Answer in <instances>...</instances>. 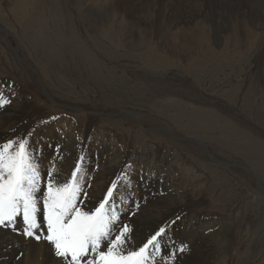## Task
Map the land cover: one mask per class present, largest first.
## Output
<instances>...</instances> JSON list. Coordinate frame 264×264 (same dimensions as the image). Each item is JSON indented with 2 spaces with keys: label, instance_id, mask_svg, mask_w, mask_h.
<instances>
[{
  "label": "rangeland",
  "instance_id": "374dc122",
  "mask_svg": "<svg viewBox=\"0 0 264 264\" xmlns=\"http://www.w3.org/2000/svg\"><path fill=\"white\" fill-rule=\"evenodd\" d=\"M15 1L0 0V114L14 111L1 114L0 133L11 126L16 144L9 152L24 143L31 162L40 161L36 196L46 198L44 183L53 185L52 175L65 167L51 157L70 129L75 144L68 157L76 159L68 184L80 189L76 206L111 146L119 168L101 204L115 212L116 226H125L124 206L131 213L141 198L187 189L194 203L183 213L210 225L228 219L226 262L224 256L219 264H264V0H253L252 12L240 0H189L195 8L182 0H25L27 11L19 14ZM171 105L202 119L207 110L215 131L180 130L167 116ZM66 119L69 127L61 128ZM167 166L175 167V181L159 193ZM42 211L40 199L39 223ZM183 216L143 244L144 264H155L150 254L173 263L168 248ZM44 225L37 230L48 243Z\"/></svg>",
  "mask_w": 264,
  "mask_h": 264
},
{
  "label": "bare ground",
  "instance_id": "6f19581e",
  "mask_svg": "<svg viewBox=\"0 0 264 264\" xmlns=\"http://www.w3.org/2000/svg\"><path fill=\"white\" fill-rule=\"evenodd\" d=\"M242 1L245 3L243 6L247 7L248 8L247 10H250L252 12L253 7H251V5L253 3V0H240L239 3H241ZM184 2L185 0L181 1V6L182 7L185 6L186 8L189 6L195 8L198 5V3L195 4L189 2V0H186L185 5L183 4ZM26 8H27V3L25 0H16L12 11L15 14H19L20 13L19 11L22 12L27 11ZM45 36L42 35L43 40H49V38H46ZM47 36L49 37V35ZM43 43L47 45L46 42ZM90 76L92 80H95L97 83L99 82L98 80L95 79L97 78L96 74L91 75L90 73ZM96 88H99V85H97ZM170 107L172 113L171 114L168 113L167 116L171 120L175 118L174 123L180 130H186L190 128L199 130V127H201V129L205 133L207 132L206 134H208V132L215 131V122L213 121L214 120L213 115L212 114L207 115V113H209L207 110H203L202 113L204 114V117L202 119V118H197L198 111H195L194 109L188 110L185 108H179V106H172V105ZM165 110L169 111L168 109ZM13 113L14 111L9 109L8 107L7 108L5 107L3 108L1 114L12 115ZM4 121L5 120L3 119V115H1L0 124H2ZM69 123L71 122L68 119H66V121L62 122L61 128L67 129L69 127ZM10 124H13V122H11ZM219 127H224V126L221 123ZM11 128L12 127L9 126V130H8L9 133H5V132L0 133V147L3 148L6 144H11V145L14 143L16 144V140L11 139L13 134ZM191 136H193L192 139L199 142L197 140L198 135H191ZM207 137L208 140L209 138L214 139L213 136L210 137L207 136ZM46 138L53 139V137H51V133L49 132L46 133ZM202 139H206V137ZM220 141H223V139H220ZM61 142L64 145L61 151L58 154H56L57 150H55L53 153V155L55 156L51 157L53 161L57 160L58 164L60 165L62 163H65V167L61 166L60 172H55L52 175V179L55 181L53 186L55 187H62L64 186L65 183L68 184V182H71L72 173L75 171L74 160L76 158L68 157L70 153V149L75 144L74 134H72V131L70 129L62 137ZM59 143L60 142L56 140L55 142L56 145L54 146L56 147L57 145H59ZM44 149H45L44 157L47 158L48 155H51L50 146H47ZM119 161L120 159L118 160V152L111 146L106 147L105 157L101 159L100 166H98V169L94 171L91 177V181L89 180L90 183L86 185V188L89 189V192L82 193L83 200L77 205L80 211L92 215L99 209V205L101 204L103 197L107 195L109 191L106 182L113 175V172L114 173L117 172L119 168L117 164L119 163ZM33 164L35 165L38 171L41 167L40 161L36 158ZM173 169H175V167L170 168V166H167L165 176L162 178L164 182L159 184L160 187L158 190L159 193L163 191L166 192L167 191L165 190L167 188L166 185L169 182L175 181L174 176L176 174L172 172ZM191 171H192L191 167L186 168L184 177L187 178H185V181L191 179L190 178ZM146 174H147L146 172H140L139 170V175L141 177L140 179H147L145 177ZM60 176L65 177L66 180H61ZM168 180L169 182L167 183ZM44 189L48 190L47 181L44 183ZM133 190L137 197L138 195L136 191L137 188L134 187ZM187 192H188L187 189H183L181 192H174L172 194V198L161 197L160 195L158 196V193H156L155 196H153L152 198H148V199L145 197L141 199L139 198L140 199L139 202L134 206L131 213L128 212V210L130 209L129 206H124L122 208L124 210L123 211L124 218H126L124 222H125V226L129 228V232L126 234L125 243L123 245L118 246L124 249L121 255H125L131 251H138L147 240L149 241L150 238L155 237L165 225L171 222V220H173L179 214H183L184 216L182 218L180 232L179 234H177L176 237L173 238L172 240L173 243H171V247L168 248L172 250L171 253L169 254L170 255L169 258H171V262H173L172 264H216L215 262L219 264L224 259V256L226 262V253L224 255V252H222L221 250H226L227 247L229 246L228 239L225 238L226 231L228 230L229 227L228 219L225 222L220 223L218 225H210L206 221L204 222L203 219L200 218L199 216L183 213L182 211L186 205L190 206L191 204L194 203L193 202L194 200L192 201L191 199L188 198ZM20 220L21 219H19V216H17L15 221V228L3 227L5 228L3 229L0 227V264H66L68 258L58 256L56 254V249L54 244L50 242L46 243L42 238L35 241V240H31L30 238L32 237H29L27 235H26L27 239L24 238L21 234L19 235V233L25 235L24 232H25V228L27 227L26 225L22 224ZM37 221L39 223L40 219H37ZM120 225H117V227H119ZM210 226H213V228ZM36 231L43 233L37 229ZM120 231L122 232L123 229L120 228ZM112 234H113L112 237H115L117 235L115 231H113ZM198 234H200L201 236H198ZM200 238L201 240H199ZM102 246L103 245H101V247ZM108 246L110 247L111 244H109ZM181 249H183V251H180ZM101 251H105V250H102L100 248L97 250V253L90 252L88 256L81 257L79 261H73V260L70 261L74 264H83L84 260H91L92 264L93 263L95 264V262L98 261L99 259L98 252ZM152 257L153 255L150 254L149 255L150 263L155 262V264H159V263L163 264L164 261H154L155 255L153 259H151Z\"/></svg>",
  "mask_w": 264,
  "mask_h": 264
},
{
  "label": "snow or ice",
  "instance_id": "6c2138e0",
  "mask_svg": "<svg viewBox=\"0 0 264 264\" xmlns=\"http://www.w3.org/2000/svg\"><path fill=\"white\" fill-rule=\"evenodd\" d=\"M25 147L24 143H20L19 151L10 153L12 145L6 144L0 151V227L15 228L16 217L21 216L20 222L27 226L24 234L39 240L41 234L36 229L42 230L46 221L44 238L54 244L60 257L79 261L90 252L97 253L103 243L107 251L98 252L97 264H144L143 247L121 255L124 249L118 246L125 243L129 228L122 224L116 226L115 212L109 215L105 209L107 201L100 204L92 215L80 211L76 206L80 189L75 181L62 187L50 184L46 198L42 193L36 196L40 176ZM40 199H43V221L38 224L36 213ZM113 231L117 233L115 237L111 236ZM83 264H92V261L84 260Z\"/></svg>",
  "mask_w": 264,
  "mask_h": 264
}]
</instances>
